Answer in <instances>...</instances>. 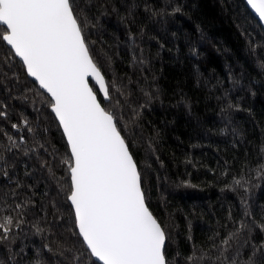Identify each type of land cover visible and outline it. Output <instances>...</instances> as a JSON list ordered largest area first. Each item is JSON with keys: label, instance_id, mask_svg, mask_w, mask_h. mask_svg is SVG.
Segmentation results:
<instances>
[{"label": "trees", "instance_id": "16d2710c", "mask_svg": "<svg viewBox=\"0 0 264 264\" xmlns=\"http://www.w3.org/2000/svg\"><path fill=\"white\" fill-rule=\"evenodd\" d=\"M70 3L87 21L112 97L98 100L129 146L146 205L166 226L170 264H188L193 254L213 259L192 264H223L212 245L241 221L253 231H242L224 255L247 260L253 243L264 241L256 227L264 224V30L244 0ZM50 107L0 43V170L8 172L0 171V222L13 218L0 264H69L72 254L94 261L75 228L62 163L70 154Z\"/></svg>", "mask_w": 264, "mask_h": 264}, {"label": "snow or ice", "instance_id": "6c2138e0", "mask_svg": "<svg viewBox=\"0 0 264 264\" xmlns=\"http://www.w3.org/2000/svg\"><path fill=\"white\" fill-rule=\"evenodd\" d=\"M247 4L264 23V0H247ZM85 27L87 21L81 24L70 0H0V43L23 62L27 76L51 98V112L66 139L71 154L69 161H62L70 172L67 199L74 211L78 236L87 254L95 258L93 264H170L166 257V226L146 205L141 174L114 114L101 106L97 92L90 86L91 78L104 100L112 99L102 69L89 48ZM24 123L27 125V121ZM0 171L8 176L6 170ZM233 185L241 186V179L234 178ZM244 191L249 189L245 187ZM16 208L19 210L21 205ZM20 223L16 222L17 228ZM12 225L13 218L5 216L0 222V241L9 240ZM256 227L264 232V224ZM244 230L253 231L241 221L240 227L229 232L218 246L212 245L220 248L216 260L222 259L223 264H264V241L259 246L253 243L247 260L224 255ZM42 231L37 228L38 233ZM195 250L193 245V253ZM257 253H261L260 257ZM67 259L69 264H81L80 255L72 254ZM186 259L192 264L194 259L213 258L193 254Z\"/></svg>", "mask_w": 264, "mask_h": 264}, {"label": "water", "instance_id": "95a60500", "mask_svg": "<svg viewBox=\"0 0 264 264\" xmlns=\"http://www.w3.org/2000/svg\"><path fill=\"white\" fill-rule=\"evenodd\" d=\"M244 3H245V5H246V7H247V9L249 10V12L252 14V16L254 17V19L258 22V24L262 27V29L264 30V23H262V22H260L259 21V18H258V16L254 13V11L248 6V4H247V0H244ZM6 45V44H5ZM7 46V45H6ZM7 48L9 49V47L7 46ZM10 50V49H9ZM13 55H14V53H13ZM15 56V55H14ZM22 65H23V62L22 61H20L19 60V58L18 57H15ZM24 67V66H23ZM24 70H25V73H26V75H27V72H26V69L24 68ZM27 78L29 79V80H31L32 82H34L36 85H37V87L39 88V85H38V83L37 82H35L34 80H33V78H31V77H28L27 76ZM90 83L95 87V89H96V91H97V94H98V97H100L102 100H103V102L104 103H107L108 102V100H104V98H103V94L102 93H100L99 92V86L98 85H96L95 84V81H93V80H91V78H90ZM91 86V85H90ZM40 89V88H39ZM40 91H42L48 98H49V100L51 101V98L47 95V93H45L42 89H40ZM50 112H51V107H50ZM52 113V112H51ZM52 115L54 116V118H55V114L54 113H52ZM56 120V119H55ZM57 122V124H58V121H56ZM61 130V133H62V129H60ZM63 135V134H62ZM65 139V138H64ZM65 142H66V139H65ZM66 144H67V142H66ZM69 150V149H68ZM69 154H70V151H69ZM71 155V154H70ZM69 177H70V172H69ZM70 183H71V180H70ZM68 202H69V205L71 206V203H70V201L68 200ZM71 209H72V206H71ZM72 211H73V209H72ZM73 215H74V211H73ZM75 218V217H74ZM77 233H78V230H77ZM81 239V241H82V238H80ZM83 242V241H82ZM86 248V247H85ZM92 259L93 260H95V258H93L92 257ZM97 264H99V262L97 261L96 262Z\"/></svg>", "mask_w": 264, "mask_h": 264}]
</instances>
